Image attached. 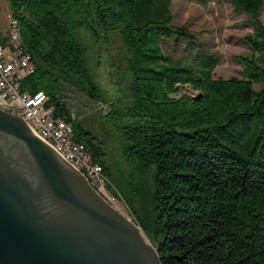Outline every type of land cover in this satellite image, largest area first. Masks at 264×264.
Instances as JSON below:
<instances>
[{
	"label": "trees",
	"instance_id": "trees-1",
	"mask_svg": "<svg viewBox=\"0 0 264 264\" xmlns=\"http://www.w3.org/2000/svg\"><path fill=\"white\" fill-rule=\"evenodd\" d=\"M231 1L250 15L253 30L243 40L252 52L239 55L242 77L215 78L216 55L189 61L164 52L162 41L171 38L197 48L189 28L174 23L173 0H8L33 62L20 89L44 90L59 116H75V138L102 164L111 190L107 145L76 116L63 90L70 84L103 102L77 31L85 27L97 42L120 33L131 77L126 94L106 103V116L117 127L134 194L146 200L148 193L145 231L162 264H264V0ZM179 84L199 92L175 96ZM141 175L148 192L135 181Z\"/></svg>",
	"mask_w": 264,
	"mask_h": 264
},
{
	"label": "water",
	"instance_id": "water-1",
	"mask_svg": "<svg viewBox=\"0 0 264 264\" xmlns=\"http://www.w3.org/2000/svg\"><path fill=\"white\" fill-rule=\"evenodd\" d=\"M0 264H162L141 226L0 108Z\"/></svg>",
	"mask_w": 264,
	"mask_h": 264
},
{
	"label": "rangeland",
	"instance_id": "rangeland-1",
	"mask_svg": "<svg viewBox=\"0 0 264 264\" xmlns=\"http://www.w3.org/2000/svg\"><path fill=\"white\" fill-rule=\"evenodd\" d=\"M172 8L174 23L189 28L197 48L185 46L181 41L171 38L162 41L166 54L172 55L175 59L184 58L189 61L205 52L214 54L218 58L213 70L215 78L242 77L243 65L239 55L252 52L250 46L243 40V37L253 30L248 13L237 10L231 0H209L204 4L196 0H173ZM10 17L8 0H0V35L3 37H7ZM260 17L264 22V5ZM77 34L88 47L91 68L96 73L97 81L104 88L106 98L98 103L78 88L67 84L63 90L64 99L68 101L76 116L86 124L88 130L98 135L107 145L108 161L113 165L114 187L112 190L106 187L107 192L104 196L122 213L138 223L149 238L145 229L150 228L151 201L148 193L144 196L146 200L140 198V194L137 196L134 194L136 191L132 190L134 184L130 170L122 163L123 156L118 143L117 127L106 116L111 109L106 103L115 100L117 94L124 96L127 92L131 77L130 73L126 72L128 52L123 46L120 33L116 30L110 34V40L102 42H97L85 27L80 28ZM259 86L260 84L256 83V87ZM198 92V89L189 84H179L174 95L194 96ZM109 103L108 105L111 104ZM135 181H139L140 188L148 192L149 180L146 176H137ZM128 203L137 212L140 222Z\"/></svg>",
	"mask_w": 264,
	"mask_h": 264
},
{
	"label": "built area",
	"instance_id": "built-area-1",
	"mask_svg": "<svg viewBox=\"0 0 264 264\" xmlns=\"http://www.w3.org/2000/svg\"><path fill=\"white\" fill-rule=\"evenodd\" d=\"M7 37H0V108H9L62 157L79 169L103 195L108 178L101 163L95 161L86 145L75 138L74 118H64L46 104L47 93L20 89L25 75L33 71L30 53L21 45L20 25L9 18ZM106 182V186H105Z\"/></svg>",
	"mask_w": 264,
	"mask_h": 264
}]
</instances>
